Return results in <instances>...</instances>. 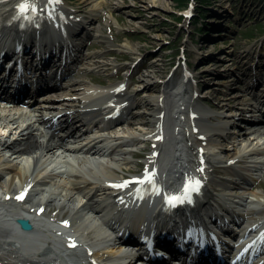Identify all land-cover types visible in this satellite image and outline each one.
<instances>
[{"label":"bare ground","instance_id":"bare-ground-1","mask_svg":"<svg viewBox=\"0 0 264 264\" xmlns=\"http://www.w3.org/2000/svg\"><path fill=\"white\" fill-rule=\"evenodd\" d=\"M114 1L93 6L80 3L73 12L89 17L77 18L56 0H0V96L17 99L55 87L67 63L60 62L49 75L51 64L61 61L63 54L77 61V48L85 45L82 39L74 42L73 35L86 34L110 46L103 26L85 31V22L94 19L92 13L114 4L126 5V1ZM50 20L63 28V42H54L53 30L47 28ZM122 50L129 57L117 55V62L96 59L109 51L89 54L84 59L89 67L84 70H92L93 78L101 79L111 77L113 68L119 72L127 68L129 74H123L130 76L129 84L88 86L78 69L76 76L65 79L70 88L67 93L44 94L46 102L32 113L0 107V242L9 244L11 237L19 240H14L15 249L10 247L16 261L2 257L3 264H43L41 259H33L40 250L45 254L42 257L64 261L58 245L89 255L92 264H120L114 260L123 253L122 248L107 249L106 233L95 227L99 223L95 214L113 205L119 208L116 225L127 238L144 241L139 229L151 231V244L145 252L161 264H167L171 256L181 259L179 264H223L226 258L217 254L219 244L210 230L211 225H218V214L223 221H244L242 233L264 225V220L258 223V215L264 211V187L262 192L253 191L264 179V126L251 128L253 133L241 129V121H249L248 106L255 107L246 95L233 94L234 79L227 75L216 83L223 88L206 89L214 107L234 110L213 112L195 97L196 78L188 74L179 83L158 62L138 61L134 55L140 48L125 44ZM126 57L131 62L119 65L118 60ZM29 60L34 61L33 66L25 67ZM38 66L41 70L37 72ZM258 68L253 79L250 75L248 90L256 92L264 108V63ZM215 74L217 70L207 75ZM190 91L193 95L189 96ZM137 96L142 98L136 100ZM56 101L60 104H53ZM98 119L114 125L93 134L89 128ZM80 127H87V132L78 134ZM230 140L234 142L227 147ZM136 144L143 148L132 149ZM150 151L153 156H148ZM188 173L197 177L183 183ZM216 173L224 174L220 178L229 186L226 191L219 189V201L209 198L212 193L206 182L217 183ZM189 185L195 189L188 190ZM172 198L179 203L169 212L164 205ZM214 202L221 208L217 214ZM232 211L240 217H234ZM24 215L32 224L30 231L23 232L26 236L11 223ZM206 216L212 223L204 221ZM179 229H186V234L178 235ZM47 232L55 235L56 244L39 241Z\"/></svg>","mask_w":264,"mask_h":264},{"label":"rangeland","instance_id":"rangeland-1","mask_svg":"<svg viewBox=\"0 0 264 264\" xmlns=\"http://www.w3.org/2000/svg\"><path fill=\"white\" fill-rule=\"evenodd\" d=\"M56 1L65 9L73 12L80 3L88 2L90 6H93L105 0H91V2L90 0ZM119 1H121V4L126 1V5L118 6L114 4L111 8L101 10L100 13H92L94 19L90 22L88 21L89 24L85 22V31H88V29L90 31L91 27L100 29L103 26L104 30L102 32L109 38L110 46L99 44L95 39H85V37L80 36H77L74 40L77 42L82 38L85 45L78 48L76 54L79 56V61L77 60L70 67L82 70L81 76L87 81L88 86L102 88L122 87L130 83V76L124 77L125 74H123H129L127 68H124L121 72H119L118 68H113L109 72L112 75L111 77L107 78L104 76L101 79L93 78L95 73L92 70H84L89 67L84 59L92 53L109 51V55L101 54L96 58L102 61L117 62V55L122 54L129 57L122 50V46L127 44L140 48L141 51L134 55L138 58V61H142L144 64L158 62L161 69L167 72L170 71V75H175L177 82L182 77L183 68H188L191 76L196 78L194 88L197 89L198 102L208 110L213 112L222 110V113L227 114L234 111L233 109L230 110V108L220 109L214 107L211 103L212 99L205 92L206 89L213 87H217V89L223 88V86H218L216 83L228 77L227 75L234 79L235 90L233 94L246 95L250 100L249 102H252L251 94L253 91H250L251 89L248 90V86L252 82L249 79L251 78L250 75L254 73L252 67L257 63H259L258 65L264 63V0ZM117 2V0L114 1V3ZM190 11L193 13L192 17L187 15ZM214 11L222 13V16L220 17V14ZM73 13L77 18L89 17L88 14ZM99 16L103 18H99ZM130 57L132 58V56ZM201 59L203 60L201 61ZM131 60L126 57L120 61L118 60V64L125 65L130 63ZM245 62H247V65L244 68L241 64ZM138 68H135V70ZM147 70H150V68L144 69V72ZM212 70H217V74L208 76L207 74ZM228 71H232L233 74H227ZM202 75L204 78H200ZM205 80H207V84L204 83ZM63 86L56 93H67L69 91L70 88ZM176 90L174 88L173 90L171 89L173 93ZM190 95H193L192 91H190ZM141 98L137 96L136 100ZM53 104L57 105L60 102L56 101ZM172 126L170 123L168 127ZM80 130L83 132L84 128L82 127ZM233 142L234 140H230L225 145L231 147ZM133 148L141 150L143 146L136 144ZM147 154L152 156L151 151ZM132 160L137 162L145 159L132 158ZM191 168L192 171L195 169ZM222 175L224 176V174L218 173L213 175L217 183L224 182L220 178ZM206 182L209 192L212 193L209 198L218 199V184L215 182L211 183L210 180ZM173 185L175 186V184ZM263 187L264 179L253 187V191L262 192ZM237 207L240 206L237 205ZM262 216H264V211L258 215L259 218ZM95 225L99 231H102L99 224L96 223ZM38 239L41 242L46 240L47 242H56L55 235L51 232L39 236ZM105 247L114 249L117 248V245ZM2 257L7 258L8 260L6 261H16L15 255H12L11 252L3 254ZM111 264L113 263L111 262Z\"/></svg>","mask_w":264,"mask_h":264},{"label":"water","instance_id":"water-1","mask_svg":"<svg viewBox=\"0 0 264 264\" xmlns=\"http://www.w3.org/2000/svg\"><path fill=\"white\" fill-rule=\"evenodd\" d=\"M21 225H22V228L25 230V231H30L31 230V225L26 222V221H22L21 222Z\"/></svg>","mask_w":264,"mask_h":264}]
</instances>
